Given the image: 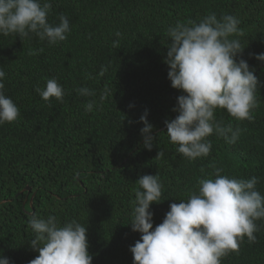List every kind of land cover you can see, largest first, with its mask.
Here are the masks:
<instances>
[{"label": "trees", "instance_id": "1", "mask_svg": "<svg viewBox=\"0 0 264 264\" xmlns=\"http://www.w3.org/2000/svg\"><path fill=\"white\" fill-rule=\"evenodd\" d=\"M0 264H264V0H0Z\"/></svg>", "mask_w": 264, "mask_h": 264}, {"label": "water", "instance_id": "2", "mask_svg": "<svg viewBox=\"0 0 264 264\" xmlns=\"http://www.w3.org/2000/svg\"><path fill=\"white\" fill-rule=\"evenodd\" d=\"M27 190H29V191H30V190H31V188H30V187H27Z\"/></svg>", "mask_w": 264, "mask_h": 264}]
</instances>
